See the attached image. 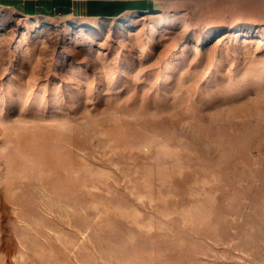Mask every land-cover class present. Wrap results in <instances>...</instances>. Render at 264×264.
Masks as SVG:
<instances>
[{
    "label": "rangeland",
    "instance_id": "1",
    "mask_svg": "<svg viewBox=\"0 0 264 264\" xmlns=\"http://www.w3.org/2000/svg\"><path fill=\"white\" fill-rule=\"evenodd\" d=\"M0 264H264V0L0 4Z\"/></svg>",
    "mask_w": 264,
    "mask_h": 264
},
{
    "label": "crops",
    "instance_id": "2",
    "mask_svg": "<svg viewBox=\"0 0 264 264\" xmlns=\"http://www.w3.org/2000/svg\"><path fill=\"white\" fill-rule=\"evenodd\" d=\"M165 0H0L15 12L31 17L62 16L84 20L118 19L157 10Z\"/></svg>",
    "mask_w": 264,
    "mask_h": 264
}]
</instances>
